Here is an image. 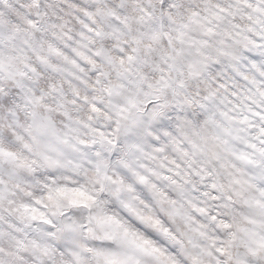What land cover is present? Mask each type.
<instances>
[{"label": "clouds", "instance_id": "clouds-1", "mask_svg": "<svg viewBox=\"0 0 264 264\" xmlns=\"http://www.w3.org/2000/svg\"><path fill=\"white\" fill-rule=\"evenodd\" d=\"M0 264H264V0H0Z\"/></svg>", "mask_w": 264, "mask_h": 264}]
</instances>
